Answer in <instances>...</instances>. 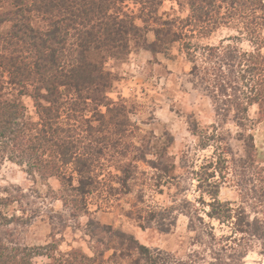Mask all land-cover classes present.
<instances>
[{
  "label": "trees",
  "instance_id": "obj_1",
  "mask_svg": "<svg viewBox=\"0 0 264 264\" xmlns=\"http://www.w3.org/2000/svg\"><path fill=\"white\" fill-rule=\"evenodd\" d=\"M165 1L0 0V69L8 73V79L0 83V167L9 160L30 175L58 178L63 185L60 198L75 217L89 212L88 199L96 193L105 194L108 202L112 196L131 192L139 181L140 163L158 172L161 182L169 179L175 164L169 162L167 148L151 136L138 134L126 100L109 95L117 75L105 64L110 59L126 60L134 49L167 52L180 43L193 64L191 72L218 102V114L234 111L239 124L256 103L264 117V0H173L188 11L185 17L160 14ZM224 24L239 27L254 49L242 50L224 41L203 46L193 42L197 34L207 36ZM150 31L155 34L152 42L148 41ZM12 91L16 95L10 96ZM24 96L32 98L35 117L28 114ZM207 145L208 141L202 144ZM218 159L209 161L207 168L214 169L207 177L200 176L202 182L215 176ZM105 170H109L108 178ZM213 186V190L205 189L213 199L207 203L211 207L207 214L231 224V233L218 237L202 217L190 218L191 229L205 227L198 242L210 237L204 242L213 258L208 264H241L253 240L261 242L264 254V217L248 213V200L221 201L219 183ZM15 199L0 197V264H40L35 260L40 256L49 258L43 264H117L122 260L205 264L208 259L197 252L189 260H174L172 253L151 248L94 219L89 226L109 234L108 243L113 240L118 245L102 247L104 239L96 234L92 235L93 255L76 247L62 251L56 241L27 245L18 239L16 229H10L22 225L23 218L3 209ZM255 201L251 202L263 203ZM176 209V204L167 211L153 209L148 219L168 232L177 218L166 223L165 213ZM109 249L114 252L106 258Z\"/></svg>",
  "mask_w": 264,
  "mask_h": 264
},
{
  "label": "rangeland",
  "instance_id": "obj_2",
  "mask_svg": "<svg viewBox=\"0 0 264 264\" xmlns=\"http://www.w3.org/2000/svg\"><path fill=\"white\" fill-rule=\"evenodd\" d=\"M133 7L132 4L131 9ZM164 13L170 17H185L188 11L181 10L176 1L166 0L160 8V14ZM154 40V32H148V41ZM223 41L238 45L242 50L254 49L251 41L239 33V27L231 24L220 25L207 36L197 34L193 38L199 46L218 45ZM192 66L180 43L167 52L134 49L126 60L110 59L105 64L117 75L109 95L114 100L119 97L126 100L133 113L132 120L139 127L138 134L151 136L167 148L168 160L175 164L169 179L164 178L161 182L158 172L149 164L140 163L139 181L131 192L112 196L108 202L105 194L96 193L88 199L89 212L75 217L70 207L65 206V200L60 198L63 185L58 178L42 179L38 175H30L17 163L3 162L0 167V197L12 195L16 198L3 209L10 215L15 213L23 218L22 225L10 227L11 230L16 229L21 242L33 246L56 241L62 251L76 247L93 255L92 235L104 239L102 247L108 246L110 238L109 234L89 226L88 222L94 219L133 235L151 248L172 253L174 260H189V256L198 252L207 256L204 263L208 264L213 258L204 242L210 237L198 242V234L205 227L199 225L196 230L191 229L190 218L202 217L209 227L213 226L212 230L218 237L230 234L231 224L208 216L211 207L207 203L213 199L205 189L213 190L217 182L221 201L240 204L248 200L249 203L245 204L248 213L252 217H264V117L259 114L258 104L250 107L247 117L239 124L235 121L234 111L224 110L218 114V102L210 95L202 79L191 72ZM7 77L8 73L0 69V83ZM232 92L229 89L227 93ZM16 93L12 91L10 96ZM22 99L28 114L35 117L32 98L24 96ZM205 141L208 145L203 147ZM149 157L154 158L155 155L150 154ZM212 159L219 160L218 170L208 182H202L200 176L207 177V172L214 169L207 168ZM104 175L108 178L109 170H105ZM107 183H110L109 179ZM256 199H262L263 203L251 202ZM175 204V211L165 213L166 223L174 216L177 218L170 231H162L155 221L148 219L149 211H167ZM140 212L144 215L142 219L137 215ZM195 221L199 223L197 219ZM112 241L109 246L118 245ZM261 248L260 241H250L249 251L241 258V264H264ZM113 252L109 249L105 257H110ZM35 260L43 264L49 258L40 256ZM117 264L128 263L122 260Z\"/></svg>",
  "mask_w": 264,
  "mask_h": 264
}]
</instances>
